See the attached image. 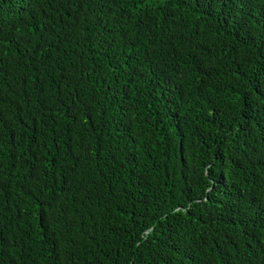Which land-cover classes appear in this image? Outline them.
Wrapping results in <instances>:
<instances>
[{"label": "trees", "instance_id": "1", "mask_svg": "<svg viewBox=\"0 0 264 264\" xmlns=\"http://www.w3.org/2000/svg\"><path fill=\"white\" fill-rule=\"evenodd\" d=\"M0 264H264V0H0Z\"/></svg>", "mask_w": 264, "mask_h": 264}]
</instances>
